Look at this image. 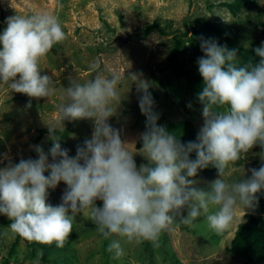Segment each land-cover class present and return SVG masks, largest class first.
<instances>
[{
	"label": "clouds",
	"instance_id": "1",
	"mask_svg": "<svg viewBox=\"0 0 264 264\" xmlns=\"http://www.w3.org/2000/svg\"><path fill=\"white\" fill-rule=\"evenodd\" d=\"M65 39L62 24L53 14L9 17L0 34V82L29 97H50L53 81L41 75L40 61ZM201 50L205 55L197 63L204 86L198 98L205 119L198 142L182 144L158 126L149 84L136 74L128 77L143 93L139 107L147 117L139 151L149 163L139 169L135 151L108 123L114 114L111 105L121 99L117 92L121 74L113 70L108 77L97 74L84 83L72 79L58 119L48 124L53 140L49 152L37 145L38 159H21L0 168V214L12 221L11 232L29 242L63 248L76 216L88 209L89 219L105 239L116 235L126 242L149 241L158 247L161 233L177 222L192 228L203 215L208 227L220 235L230 228L238 205L254 207L255 194L264 189V164L250 169L247 179L229 183L222 177L227 166L254 145L264 148V43L255 49L259 62L241 67H237L236 50L215 40H202ZM100 67L99 60L89 65L91 72L98 73ZM225 106L226 110H219ZM86 118L94 120L91 138L77 147L75 157H69L58 142V129L64 120ZM193 151L197 158L190 160ZM210 163L221 178L211 184L210 191L193 187L195 181L188 177ZM61 181L67 189L62 203L53 206L47 202L48 189ZM97 199L103 201L102 207L96 206ZM185 207L187 215L182 212ZM107 251L113 258L123 255L119 240H112ZM42 256L38 252L34 264H40Z\"/></svg>",
	"mask_w": 264,
	"mask_h": 264
},
{
	"label": "rangeland",
	"instance_id": "2",
	"mask_svg": "<svg viewBox=\"0 0 264 264\" xmlns=\"http://www.w3.org/2000/svg\"><path fill=\"white\" fill-rule=\"evenodd\" d=\"M233 1L0 0V34L7 27L9 17H29L44 12L57 16L66 34V39L54 45L40 61L41 75L46 74L53 81L50 97H29L0 82V168L19 163L21 159H38L37 145L48 153L47 148L53 140L49 133L40 136L39 129L48 128V124L58 119L59 105L64 102L65 88L70 86V81L76 79L84 83L97 74L108 77L113 70L121 74L117 87L121 99L111 105L114 114L108 118V123L119 131L126 147L135 151L133 158L138 169L149 163L136 147L147 130V117L139 107L143 93L137 90L136 82L128 78L130 74H136L139 80L149 84L148 91L154 102L152 111L158 116L156 122L166 124L187 119L200 131L205 119L203 104L190 86L169 70L168 56L178 31L183 32L189 21L200 16L221 26L224 31L239 32L240 46L262 45L264 26L258 25L257 17L260 8L264 9V0H256L238 16L223 5ZM261 19L264 20V14ZM154 21L159 22L166 34L155 29L146 35V26ZM96 60L101 62L98 73L89 68ZM60 129L68 130V134H57L58 142L71 157H75L77 147L91 138L94 120H64ZM242 155L240 166L230 163L225 169L222 179L226 182L247 179L251 176L250 169H259L264 164V148L259 144ZM186 171L183 170L182 175H186ZM44 174L47 176L49 172ZM219 178V171L206 175L200 169L194 177H188L195 181L193 187L204 191H210L211 184ZM66 189L63 181L55 189L49 188L47 202L53 206L61 204ZM255 195L254 207H236L234 220L223 234L217 235L211 230L201 215L194 222L195 227L177 222L162 232L158 247L149 241L126 242L116 235L105 239L89 219L88 209L76 216L73 231L63 248L56 247L55 243L29 242L12 233L9 228L12 221H8L0 225V264L5 260L10 264H34L38 252L42 251L44 256V248L49 261L45 263L42 256L40 264H56L57 258L63 264H264V261L248 263L229 252L238 223L245 219L247 212L260 211L264 189ZM102 205L103 201L97 199L96 206ZM187 211V207L182 210L184 215ZM1 218L9 219L3 214H0ZM112 240H119L123 248L119 258H113V253L107 251Z\"/></svg>",
	"mask_w": 264,
	"mask_h": 264
},
{
	"label": "trees",
	"instance_id": "3",
	"mask_svg": "<svg viewBox=\"0 0 264 264\" xmlns=\"http://www.w3.org/2000/svg\"><path fill=\"white\" fill-rule=\"evenodd\" d=\"M256 0H234L233 2H226L223 5L228 7L230 11L238 16L244 9L250 8V6L255 3ZM261 14H264V9L260 8L258 14V25L264 26V20L261 19ZM187 23V28L183 32L178 31V35L175 36L173 45L170 49L168 56L167 66L169 70L178 78L183 80L190 86L192 91L197 95L203 89V77L200 75L197 63L198 58L205 55L201 50L202 40H215L218 45L226 46L229 50H236L237 57V67L244 66L251 62L256 64L259 62L260 57L256 55L255 49L261 45L253 43L251 47L240 46L239 32H227L224 29L211 22L204 16L197 17ZM158 29L161 33L166 34V30L161 27L158 21H154L148 24L145 28L146 35L151 31ZM187 54V55H185ZM220 110V109H219ZM147 122V118H146ZM158 126H163L170 134L176 136V138L182 143L187 144L188 142H198L197 136L199 130L195 127L194 123L187 119H181L178 121H170L166 124H160L156 122ZM49 133L48 128H40L39 135H44ZM57 134L67 135L68 130L58 129ZM142 138H140L136 147L138 149L142 148ZM47 148L48 152L50 148ZM64 149L63 147H61ZM69 157L71 153L68 151ZM50 156V155H49ZM52 159V157L50 156ZM197 154L195 151L189 153V159L195 160ZM243 163V155L241 159L235 163L240 166ZM206 175H212L218 169L214 164H209L207 167L200 169ZM46 175V174H45ZM243 179V178H241ZM246 179V178H244ZM261 206L260 211L257 212H247L245 214V219L238 223L236 233L231 241V246L229 247V252L236 258H241L248 263L254 261H264V196L261 195ZM10 222V219H0V225L5 222ZM26 240V239H25ZM43 260L46 262L47 259L46 248H44ZM56 264L61 263L60 258L54 260ZM1 264H10L9 260H5Z\"/></svg>",
	"mask_w": 264,
	"mask_h": 264
}]
</instances>
